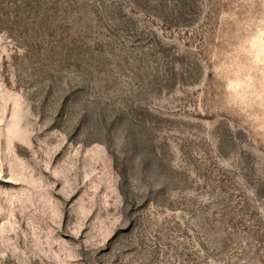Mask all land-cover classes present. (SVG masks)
Returning a JSON list of instances; mask_svg holds the SVG:
<instances>
[{
    "label": "rangeland",
    "instance_id": "obj_1",
    "mask_svg": "<svg viewBox=\"0 0 264 264\" xmlns=\"http://www.w3.org/2000/svg\"><path fill=\"white\" fill-rule=\"evenodd\" d=\"M0 264H264V0H0Z\"/></svg>",
    "mask_w": 264,
    "mask_h": 264
}]
</instances>
